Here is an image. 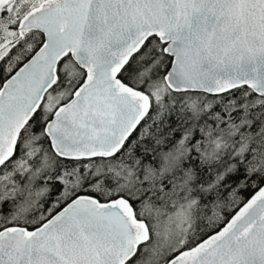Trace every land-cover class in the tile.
<instances>
[{
    "label": "snow or ice",
    "instance_id": "snow-or-ice-1",
    "mask_svg": "<svg viewBox=\"0 0 264 264\" xmlns=\"http://www.w3.org/2000/svg\"><path fill=\"white\" fill-rule=\"evenodd\" d=\"M0 264H264V0H0Z\"/></svg>",
    "mask_w": 264,
    "mask_h": 264
}]
</instances>
